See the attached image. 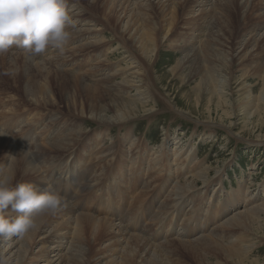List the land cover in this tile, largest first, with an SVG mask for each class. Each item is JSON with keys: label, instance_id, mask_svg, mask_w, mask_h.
Segmentation results:
<instances>
[{"label": "bare ground", "instance_id": "bare-ground-1", "mask_svg": "<svg viewBox=\"0 0 264 264\" xmlns=\"http://www.w3.org/2000/svg\"><path fill=\"white\" fill-rule=\"evenodd\" d=\"M183 1L93 0L88 5L68 0L75 28L62 50L46 51L34 61L23 57L20 62L15 52L0 56L15 80L11 84L0 76V170L8 172L13 185L50 186L68 200L66 208L42 217L36 231L16 237V244L15 237L0 238V255L10 261L16 254L15 264H261L251 253L256 227L264 220L262 195L249 194L250 186L242 182L226 190V171L212 177L211 167L196 159L198 149L183 145L179 136L168 133L151 149L124 129L140 116L151 119L158 107L176 111L158 90L160 77L153 69L163 47L184 52L179 44L185 38L190 40L186 54L176 59L170 75L200 78L197 101L203 93L208 109L216 104L226 113L227 70L238 48L234 41L241 37L236 35L241 11L246 9L244 24L257 18L264 23V0L243 5L241 0ZM211 21L204 40L196 41ZM260 24L249 43L263 50L251 57L245 46L235 57L249 59L241 65L244 92L237 107L248 120L262 119L264 112ZM66 54L76 65L46 68ZM251 71L259 80L257 94L246 80ZM51 73L58 93L50 85ZM5 86L11 90L1 89ZM55 102L64 104L66 113ZM18 107L22 114L16 113ZM86 120L102 129L89 130ZM114 126L119 129L115 139ZM173 236L176 241L169 240Z\"/></svg>", "mask_w": 264, "mask_h": 264}, {"label": "rangeland", "instance_id": "rangeland-1", "mask_svg": "<svg viewBox=\"0 0 264 264\" xmlns=\"http://www.w3.org/2000/svg\"><path fill=\"white\" fill-rule=\"evenodd\" d=\"M174 1L178 4L184 3L183 0H174ZM92 2L93 0H85V3H87L88 5H92ZM244 2L245 0H241L240 4L243 5ZM251 3L252 2H250V4ZM197 14H199V12L195 13V15ZM241 14H243V16H241V21H239L237 26L238 31L236 32V35L241 34V37L238 40L235 39L234 41L235 44H238L237 52L234 53V56L236 57V55L239 54L240 50H243V48L247 46L248 49L250 50V54L252 55L251 57H255L256 54H258V52L263 50V48L261 45L258 46L257 48H252L251 43H249V41L250 38H252L253 35H255V33L253 32V27H257L258 24H260V22L258 21L257 18L250 25L244 24L243 19L246 16V9L244 10V12L242 10ZM213 21H211V24L209 25L206 24L208 26L207 29L205 28L206 34L205 33L202 34L201 35L202 38H198L200 40H196V41L204 40L203 35L205 36L207 35L209 29L214 23ZM262 23L259 25V27L262 28L261 31L260 29L255 28L257 29L256 34L260 32L257 38H260L264 34L263 33L264 23L263 24ZM180 28L184 29L186 28V26L180 25ZM214 32L216 33L217 30H214ZM185 39L181 42L182 44H179L180 46L182 45L181 48L184 49V52L180 53L177 52V50L175 51L173 48L163 47L159 59L157 60L158 62L155 63L154 65L155 69H153L154 71L153 75H155L156 78L160 77V82L158 83L156 82L158 90H160V92H162L166 97L172 100V102L176 106L175 107L176 111L171 110L170 108H163L164 106L158 107V109L160 110L157 111L156 114L151 115L152 120L150 118L140 116L139 119L137 120H132L131 122H127L124 129L131 131V133L135 134V136L138 139L146 140V142H148V144L150 145V146L148 145V148L151 149L152 148L155 149L154 147L160 146V144L166 140L165 137L168 133H169L168 136L169 135H172L174 137L179 136L180 139H182L181 143H183V145L191 143L193 146L196 147V149H198L196 159L200 161L201 160L205 161V163L211 167L212 177L215 176V173L217 171H221V170L226 171V175H225L226 190H229L231 188L230 186L232 185L235 188L239 187L238 183L241 182L242 184L248 183V186H250L249 194L251 193V195H253L256 198L260 197V195L264 197V191H262L261 189L262 185L264 184V112L262 113L263 116L262 119H260L256 115V117H251L250 120H248V118L244 116L245 111L243 109L239 111V109L237 108L238 105L240 104V102L238 103L239 96L241 93L244 92V90H241L242 87H240L241 82L244 80L241 77L243 72L242 70L243 66L241 65L247 63L249 59L248 58L246 60L243 59L240 62V60L238 61L237 58L235 59L234 57V59L232 60V62L234 63L231 62V66L227 70V73H229V76L231 77L230 87H229V91H230L229 95L230 93L231 95L229 96L230 103L228 105L224 104L223 106V109L224 110L226 109V113H224L222 109L218 110L216 104H213L212 107L208 109V107H206L208 104L205 101L206 98H202L205 96V94L202 93L201 94L202 97L199 100L200 102L197 101L198 96L196 94L198 93V91L195 88L200 78L189 79L188 77L187 80L184 81L182 80L181 77H184L186 74H182V76L178 75V77L175 78H173L174 77L173 74L170 75L172 66L177 61L176 59L178 58L181 59L186 54L185 53L187 49L186 47H188L190 40H187L188 38L186 40ZM110 40L111 39H109L108 37L106 43H108ZM112 41L111 43L114 46L116 41L115 40ZM50 50L54 51L55 49H48L46 51H50ZM23 52L24 51L17 52L19 53L17 60H19L20 62L24 61L23 57H25V54ZM116 54L113 56L114 59L115 57L118 58V55L116 56ZM43 55L44 54H42V56ZM61 57L62 56H60V60L59 58H55V60L53 59L54 61L51 60L50 64H48L46 68L50 69L49 71L51 70L54 71L55 69H57V66L59 65L66 66L72 63H75L74 65H76V61L72 58V55L70 54L68 55L66 54V56L64 55L63 57H65L66 59ZM72 59L75 62H73ZM8 65L9 64L3 65L2 63H0V68H1L0 76L4 78L5 75L6 76L8 75V77L5 76V79L8 80L11 79L12 82H10V80L9 82L13 84L15 80L12 79L13 76H11L12 75L11 70ZM88 65H90V63ZM253 68L254 66H252V69ZM86 69L89 68L87 67ZM188 71L189 69H187L185 73L186 72L188 73ZM251 72L252 73L249 75L248 79L246 80L249 86L253 88L254 94H257L260 91L259 90L260 85L258 84L259 80L253 74L254 72L253 71ZM50 78H51L50 85L53 88H55V90L57 91L58 85L54 73L50 74ZM4 88L11 90V87L9 86L7 87L5 86L1 89ZM197 102L200 104H198ZM55 103H56L55 105L58 108L57 110H59L60 113H66L65 110L67 111V108H65L64 104L60 102H55ZM187 109L190 111V114L187 113L189 112L187 111ZM7 111L8 112H6V109H4V112L9 114L11 113L9 112V110ZM2 112L3 109L0 108V114ZM22 112H24V109L22 110L20 107H18L16 113L22 114ZM87 125H88V129L92 130L93 132L96 131V129L98 130L102 129V127H97L96 126L97 124L95 125L91 123V121L90 122L87 121ZM118 132L119 129L117 126H114L112 129H110V135L115 134L113 136L114 139L116 138V136H118ZM209 135L212 138H209L208 140ZM204 139L206 140L204 141ZM111 143L112 142L107 141V145L111 146ZM174 143L175 142H171V144ZM262 224L263 225H259V227H256V231H255L256 234L253 235L252 238L253 243H256L257 245L255 251H253L251 255L252 258L253 257L261 258L260 262L261 264H264V220L262 221ZM150 228H151L150 225L147 226V229ZM171 238L169 237L170 241H176L175 236ZM17 241L18 240L16 239V237L15 240H12V242H14L15 244L17 243ZM7 243L1 245L5 246L7 245ZM16 249H14L13 251H16ZM6 250L8 251L9 249ZM7 257L8 259L11 258L9 257V255ZM15 257L17 258L16 254L12 255V259L10 260L12 264L16 263ZM57 258L58 257L54 258V263L56 262ZM39 264H42V262ZM93 264H95V262H93Z\"/></svg>", "mask_w": 264, "mask_h": 264}, {"label": "clouds", "instance_id": "clouds-1", "mask_svg": "<svg viewBox=\"0 0 264 264\" xmlns=\"http://www.w3.org/2000/svg\"><path fill=\"white\" fill-rule=\"evenodd\" d=\"M74 28L68 0H0V56L19 48L34 61L48 49L62 50ZM67 206V198L52 187L13 185L8 172L0 170V238L26 237L42 217ZM0 264H10L8 257L0 255Z\"/></svg>", "mask_w": 264, "mask_h": 264}]
</instances>
